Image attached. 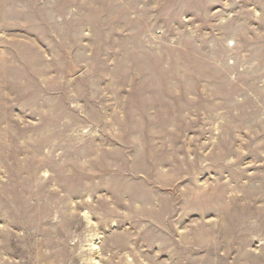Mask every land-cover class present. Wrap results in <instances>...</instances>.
Instances as JSON below:
<instances>
[{
  "label": "rangeland",
  "instance_id": "obj_1",
  "mask_svg": "<svg viewBox=\"0 0 264 264\" xmlns=\"http://www.w3.org/2000/svg\"><path fill=\"white\" fill-rule=\"evenodd\" d=\"M0 264H264V0H0Z\"/></svg>",
  "mask_w": 264,
  "mask_h": 264
}]
</instances>
